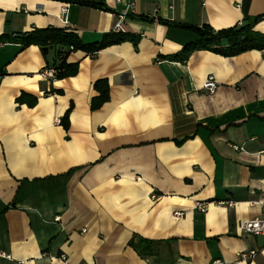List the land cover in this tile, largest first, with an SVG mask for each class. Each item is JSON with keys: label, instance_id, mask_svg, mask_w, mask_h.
Wrapping results in <instances>:
<instances>
[{"label": "crops", "instance_id": "crops-1", "mask_svg": "<svg viewBox=\"0 0 264 264\" xmlns=\"http://www.w3.org/2000/svg\"><path fill=\"white\" fill-rule=\"evenodd\" d=\"M86 1L0 0V264H264L261 238L238 229L264 201V50L159 58L195 40L179 25H244L264 0H131L136 46L72 52L75 76L45 78L54 51L11 40L54 28L97 42L128 2ZM100 79L109 100L92 111Z\"/></svg>", "mask_w": 264, "mask_h": 264}, {"label": "trees", "instance_id": "trees-1", "mask_svg": "<svg viewBox=\"0 0 264 264\" xmlns=\"http://www.w3.org/2000/svg\"><path fill=\"white\" fill-rule=\"evenodd\" d=\"M65 4H77L79 6L96 7L93 2L86 0H59ZM145 21H150L148 18H142ZM264 19V15L256 16L246 20V24L236 25L222 30H213L209 26H186L179 25L183 29H187L195 34V40L184 44L180 51L175 54L160 56L162 60L185 62L189 55L197 50L210 51L224 57H232L241 53L257 50H264V34L253 31L256 23ZM140 36L125 32H111L104 34L100 41L93 43H84L72 31L64 29H35L32 32L19 35L18 38L11 40L24 49L31 45L37 46L42 54L46 56L50 50L54 51V64L46 69H52L54 74L51 80H61L73 77L78 72L76 63H67V57L72 52L82 51L88 56H95L98 52L120 43L130 41L134 46L139 41ZM223 41H234L229 46H222ZM93 89L96 96L90 101V109L95 111L109 100V85L106 79H100L93 83ZM60 94V91L51 90L50 93ZM25 94H22L18 99V103L27 102L28 106L32 107L36 103L35 97L28 96L30 101H26ZM25 98V99H24ZM72 110L70 106L60 120L62 127L67 130L69 125V115ZM139 243L144 245L145 253L140 251L142 256H146L149 252L148 248L152 242L140 240ZM146 246V247H145Z\"/></svg>", "mask_w": 264, "mask_h": 264}, {"label": "built area", "instance_id": "built-area-1", "mask_svg": "<svg viewBox=\"0 0 264 264\" xmlns=\"http://www.w3.org/2000/svg\"><path fill=\"white\" fill-rule=\"evenodd\" d=\"M122 0H114L115 4L121 3ZM133 6V1L128 0L126 4L125 10L121 12L118 15L117 22L114 25V32H122V26L127 19L129 15V11ZM43 76L47 79H52L53 78V70L52 69H45L43 72ZM217 88V84L212 76H208L206 80L203 83L202 89L206 90L209 94H214ZM235 149H237L235 147ZM264 153V150L263 152ZM223 203V202H220ZM261 207V214L260 216L247 220L245 222H242L239 224L238 229L239 231L248 234L253 237H259L264 243V201L258 203ZM208 204L201 202V203H196L195 204V209L199 211L200 213H205L207 210ZM178 215V214H175ZM58 218L55 220L57 221ZM256 254V251H250L249 256L254 257ZM3 255V254H1ZM243 258L246 257L245 254L242 255Z\"/></svg>", "mask_w": 264, "mask_h": 264}]
</instances>
